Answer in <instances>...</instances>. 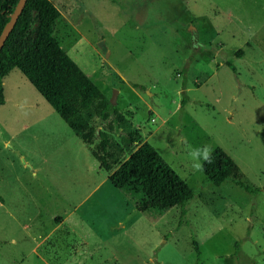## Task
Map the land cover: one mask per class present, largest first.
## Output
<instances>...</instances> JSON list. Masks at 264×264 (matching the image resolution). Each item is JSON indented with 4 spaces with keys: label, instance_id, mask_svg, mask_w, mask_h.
I'll return each mask as SVG.
<instances>
[{
    "label": "rangeland",
    "instance_id": "obj_1",
    "mask_svg": "<svg viewBox=\"0 0 264 264\" xmlns=\"http://www.w3.org/2000/svg\"><path fill=\"white\" fill-rule=\"evenodd\" d=\"M49 1L54 39L117 110L74 133L17 69L3 77L0 264L57 216L82 244L72 264H264V0ZM143 142L193 190L185 206L141 213L108 181L101 156L113 170ZM206 145L259 190L206 181L189 155Z\"/></svg>",
    "mask_w": 264,
    "mask_h": 264
},
{
    "label": "trees",
    "instance_id": "obj_2",
    "mask_svg": "<svg viewBox=\"0 0 264 264\" xmlns=\"http://www.w3.org/2000/svg\"><path fill=\"white\" fill-rule=\"evenodd\" d=\"M17 1L0 0V32ZM59 16V11L49 0L25 1L0 49V104H3L2 79L12 69H17L66 126L72 132H78L94 119L106 120L117 108L54 39ZM241 53L238 50L235 55L239 57ZM226 64L235 71L230 61ZM211 155V164L201 163L206 181L218 186L229 179L248 193L259 190L242 181L239 168L220 147H214ZM100 166L108 173L110 184L131 197L135 209L141 213L151 210L162 213L173 207H183L193 197V190L148 142L137 145L114 170L107 167L104 155ZM55 221L58 222V218ZM192 243L199 252L197 242ZM80 246L77 240H69L66 228H59L43 241L38 252L49 264H62V260Z\"/></svg>",
    "mask_w": 264,
    "mask_h": 264
},
{
    "label": "crops",
    "instance_id": "obj_3",
    "mask_svg": "<svg viewBox=\"0 0 264 264\" xmlns=\"http://www.w3.org/2000/svg\"><path fill=\"white\" fill-rule=\"evenodd\" d=\"M2 86H3V81H2ZM88 127L89 126L81 129L80 131H82L84 129H87ZM80 131L74 132V133H79ZM89 134H91V133H89ZM25 165L27 167H29L31 170H33V172H35L34 169L32 168V166L30 164L26 163ZM115 168H117V166ZM88 194L86 195V197L88 196ZM0 200L3 201V198L1 196H0ZM56 218H58V222H56L55 219H54V226L51 227L50 229L44 231L43 234H41L40 236L36 237L37 240L33 241L32 246H31L30 250L26 252V255H25L24 251H22V250H19L18 251V253L15 255L16 257L14 256L13 253L8 254V252H6V257H9V260L11 261V263L19 262L21 264L22 262H24L26 256H29V257L32 256L36 260L40 261L42 264H49V262L47 261V259L38 252V247L43 243V241L45 239H47L55 230H57L59 228H66L69 231V237L73 238L72 235H71L70 230L65 225V223L63 222V220L60 217H58V216ZM33 220L34 219L32 218V221ZM24 226H26V228L30 229V226L29 225H24ZM10 242L13 243L14 241L11 240ZM79 250H80V248L78 250H76L72 255H70L69 257H67L66 259H63L62 260V264H72L71 262L74 260V258L77 257L78 254H80V251ZM81 255L83 256V254H81ZM83 262H84V264H88L86 262V258H84V257H83L82 260L80 258L77 259V261H75L74 263L79 264V263H83Z\"/></svg>",
    "mask_w": 264,
    "mask_h": 264
},
{
    "label": "water",
    "instance_id": "obj_4",
    "mask_svg": "<svg viewBox=\"0 0 264 264\" xmlns=\"http://www.w3.org/2000/svg\"><path fill=\"white\" fill-rule=\"evenodd\" d=\"M26 0H18L12 13L9 16L8 21L5 23V25L3 26L1 32H0V49L4 43V41L6 40L7 36L9 35V33L11 32L18 16L20 15L24 4H25ZM109 102L114 105L115 104V95L112 96V98L109 100Z\"/></svg>",
    "mask_w": 264,
    "mask_h": 264
},
{
    "label": "clouds",
    "instance_id": "obj_5",
    "mask_svg": "<svg viewBox=\"0 0 264 264\" xmlns=\"http://www.w3.org/2000/svg\"><path fill=\"white\" fill-rule=\"evenodd\" d=\"M211 152V147L207 145L204 146L202 149L196 148L190 151L189 155L194 161H196V163L193 165L196 170L199 171L203 169V165L199 163L201 159L208 164H211L213 162Z\"/></svg>",
    "mask_w": 264,
    "mask_h": 264
}]
</instances>
